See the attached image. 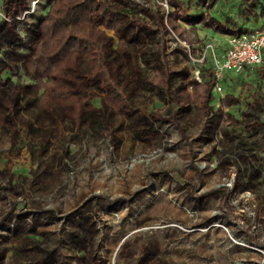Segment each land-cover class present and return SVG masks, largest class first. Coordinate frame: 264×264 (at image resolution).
Returning <instances> with one entry per match:
<instances>
[{
  "label": "rangeland",
  "instance_id": "rangeland-1",
  "mask_svg": "<svg viewBox=\"0 0 264 264\" xmlns=\"http://www.w3.org/2000/svg\"><path fill=\"white\" fill-rule=\"evenodd\" d=\"M52 1L0 0V264H264V62L216 92L197 62L224 35L214 1L108 0L125 101L86 53L37 91Z\"/></svg>",
  "mask_w": 264,
  "mask_h": 264
},
{
  "label": "trees",
  "instance_id": "trees-1",
  "mask_svg": "<svg viewBox=\"0 0 264 264\" xmlns=\"http://www.w3.org/2000/svg\"><path fill=\"white\" fill-rule=\"evenodd\" d=\"M115 14L108 0H53L40 23L42 39L36 44L29 61V66L40 73L35 89L54 90V75L72 52L93 54L98 62L92 77L103 80L111 101L124 102L122 89L104 63L105 44L101 41L104 30L95 26V19L105 17L109 21L107 27L111 29L110 17Z\"/></svg>",
  "mask_w": 264,
  "mask_h": 264
},
{
  "label": "built area",
  "instance_id": "built-area-1",
  "mask_svg": "<svg viewBox=\"0 0 264 264\" xmlns=\"http://www.w3.org/2000/svg\"><path fill=\"white\" fill-rule=\"evenodd\" d=\"M207 58L210 60L213 88L220 92L230 72L241 73L246 67L264 62V29L230 35L220 51L213 41L206 42L197 62L204 65L209 62ZM197 72L200 75L199 69Z\"/></svg>",
  "mask_w": 264,
  "mask_h": 264
},
{
  "label": "crops",
  "instance_id": "crops-1",
  "mask_svg": "<svg viewBox=\"0 0 264 264\" xmlns=\"http://www.w3.org/2000/svg\"><path fill=\"white\" fill-rule=\"evenodd\" d=\"M212 1H214L215 3L213 9H211V12H210L212 19H215L218 21L221 30L224 32L222 41H220L219 44H217L216 39L214 38L209 39V41H213L214 43H216L215 46L218 51L224 48L226 39L230 35L239 34L241 32H246L248 30H253V29H263L261 28V26L264 24V17H260V16L255 17V15H253L254 14L253 11L257 7L256 5H255V8L248 9L244 0H226V1L225 0H212ZM262 4L264 5V0H262ZM188 6L190 7L191 3H188ZM189 7L185 9H181V12L183 13L184 18L187 19L188 23L195 22L196 18L193 16L192 11L189 10ZM263 8L264 7H260V9H263ZM255 10L256 12H258L257 9ZM198 17L199 15L197 16V18ZM222 20H226L228 23L234 26V29L232 31L225 29L223 27ZM202 30H203L204 35H208L209 33L208 29L203 28ZM209 63H210V60H209ZM247 68H250V67H246L244 70H246ZM237 74H240V73L230 72L227 75L226 79L231 75H237Z\"/></svg>",
  "mask_w": 264,
  "mask_h": 264
}]
</instances>
